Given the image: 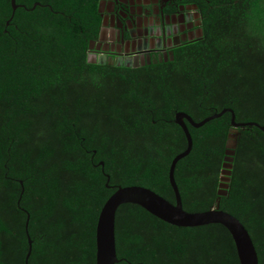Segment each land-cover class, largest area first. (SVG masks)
<instances>
[{"label":"trees","instance_id":"16d2710c","mask_svg":"<svg viewBox=\"0 0 264 264\" xmlns=\"http://www.w3.org/2000/svg\"><path fill=\"white\" fill-rule=\"evenodd\" d=\"M16 4L13 16L11 0H0V264H26L27 212L29 264H96L99 216L116 186L175 204L169 171L188 146L178 112L201 122L232 109L236 122L264 126V0H201L202 39L139 69L88 62L99 0ZM187 125L193 148L175 170L184 209L205 212L220 200L264 264V131L234 128L230 112ZM116 248L118 264H241L224 226L177 227L135 204L117 211Z\"/></svg>","mask_w":264,"mask_h":264},{"label":"flooded vegetation","instance_id":"af4514ba","mask_svg":"<svg viewBox=\"0 0 264 264\" xmlns=\"http://www.w3.org/2000/svg\"><path fill=\"white\" fill-rule=\"evenodd\" d=\"M201 0H99L100 25L87 60L139 69L174 61L204 35ZM208 2V1H207Z\"/></svg>","mask_w":264,"mask_h":264},{"label":"water","instance_id":"95a60500","mask_svg":"<svg viewBox=\"0 0 264 264\" xmlns=\"http://www.w3.org/2000/svg\"><path fill=\"white\" fill-rule=\"evenodd\" d=\"M11 4L14 16V13L18 9L19 5L16 4V0H11ZM37 6H40V4L36 3L33 9H35ZM22 7L26 8L25 6ZM9 23L10 21L7 23V25H9ZM226 112H230L232 114V126L234 128L257 126L264 131V126H261L257 123L236 122V115L232 109H224L222 112L216 113L215 115L210 116L201 122L194 121V119L190 115L184 112H178L175 117V123L184 130L188 141V146L184 152L180 153L174 158L169 171V180L175 193L176 203H171L153 190L142 186H116L115 193L105 203L99 216L96 235V264H118L119 262L125 260L118 258L116 248V215L118 209L125 204L139 205L153 216L177 227H198L210 224H220L227 228V230L233 236L237 247L240 263L259 264V257L256 247L243 223L234 215L223 211L220 208V200L217 201V205L214 208L205 212L192 213L186 211L183 207L182 197L175 180V170L178 162L188 156L193 148V139L189 131L187 122L195 128H200L209 121L221 117ZM238 135L239 133L235 129L229 135V141L227 145L228 150L226 151L227 157L225 159L226 162L222 171L223 176L221 178V190L219 191L220 196L227 194L226 189L228 188L229 175L232 168V156L235 154L234 149L237 146ZM100 165L104 167V162H101ZM105 175L108 178L106 186L108 188H111V186H109L110 176L107 174ZM20 184L22 185L23 190L18 201V205H20L24 193L23 182L20 181ZM27 215L28 218L26 222V231L28 234L29 252L26 257V264H29V258L32 253V240L28 233L30 214L27 212Z\"/></svg>","mask_w":264,"mask_h":264},{"label":"snow or ice","instance_id":"6c2138e0","mask_svg":"<svg viewBox=\"0 0 264 264\" xmlns=\"http://www.w3.org/2000/svg\"><path fill=\"white\" fill-rule=\"evenodd\" d=\"M190 151H191V149H190ZM195 163H196V158L193 157V160L190 162V165H195Z\"/></svg>","mask_w":264,"mask_h":264}]
</instances>
